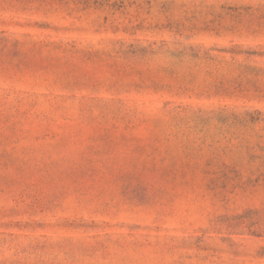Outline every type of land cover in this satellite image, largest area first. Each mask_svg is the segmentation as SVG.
Returning a JSON list of instances; mask_svg holds the SVG:
<instances>
[{"label":"rangeland","instance_id":"rangeland-1","mask_svg":"<svg viewBox=\"0 0 264 264\" xmlns=\"http://www.w3.org/2000/svg\"><path fill=\"white\" fill-rule=\"evenodd\" d=\"M0 264H264V0H0Z\"/></svg>","mask_w":264,"mask_h":264}]
</instances>
